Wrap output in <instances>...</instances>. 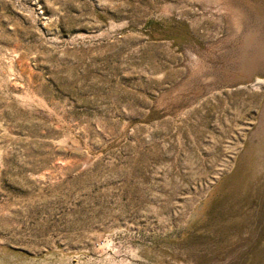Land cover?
<instances>
[{
  "label": "rangeland",
  "instance_id": "obj_1",
  "mask_svg": "<svg viewBox=\"0 0 264 264\" xmlns=\"http://www.w3.org/2000/svg\"><path fill=\"white\" fill-rule=\"evenodd\" d=\"M0 264H264V0H0Z\"/></svg>",
  "mask_w": 264,
  "mask_h": 264
},
{
  "label": "trees",
  "instance_id": "obj_2",
  "mask_svg": "<svg viewBox=\"0 0 264 264\" xmlns=\"http://www.w3.org/2000/svg\"><path fill=\"white\" fill-rule=\"evenodd\" d=\"M245 258L247 259V256H245Z\"/></svg>",
  "mask_w": 264,
  "mask_h": 264
}]
</instances>
